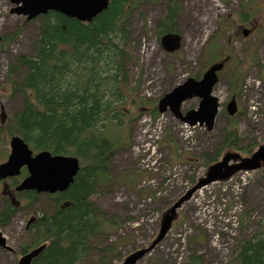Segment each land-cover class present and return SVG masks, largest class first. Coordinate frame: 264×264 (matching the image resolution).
I'll return each mask as SVG.
<instances>
[{
    "label": "rangeland",
    "instance_id": "374dc122",
    "mask_svg": "<svg viewBox=\"0 0 264 264\" xmlns=\"http://www.w3.org/2000/svg\"><path fill=\"white\" fill-rule=\"evenodd\" d=\"M175 1L179 5L175 32L181 35L182 43L172 54L164 52L155 33L157 22L164 18V2L143 3L127 14V103L122 107L128 115L121 125L112 122L104 128L106 136L119 145L112 162L114 182L109 190L90 198L103 220L114 222V226L108 233L91 238L92 253L81 264H122L134 251L149 248L164 213L205 176L208 166L204 154L217 160L227 152L246 157L250 153H244L243 148L254 146V151L264 146V0H236L232 4L226 0ZM10 9L8 0H0V162L10 140L3 128L22 107V96L12 89L19 81V72L13 70L11 75L9 68L16 57L32 54L41 24L40 18L25 22L10 15ZM243 16L246 21L256 18L254 33L247 37L242 33ZM15 35L8 45L4 42ZM226 57L213 95L221 110L235 94L237 114L229 122L218 115L214 128L210 132L197 130L195 146L187 149L180 137V123L169 112L160 119L161 115L155 118L152 111L164 95ZM234 76L239 79L235 81ZM197 104V99L187 101L182 111ZM158 122L159 143L152 140ZM230 124L238 136L233 150L223 142L234 130ZM141 144H159L163 160L179 166V173L162 180L142 171L136 152ZM247 174L236 176L233 183H216L197 191L177 211L162 242L137 264H191L192 257L199 264H234L242 244L264 232V168ZM150 180L156 181V187ZM236 185L240 186L238 191ZM161 188L164 194L156 199L153 190ZM19 200L22 203L10 223L0 227L14 250L0 249V264H17L15 251L24 243L27 221L50 208L46 195H39L31 205Z\"/></svg>",
    "mask_w": 264,
    "mask_h": 264
},
{
    "label": "trees",
    "instance_id": "16d2710c",
    "mask_svg": "<svg viewBox=\"0 0 264 264\" xmlns=\"http://www.w3.org/2000/svg\"><path fill=\"white\" fill-rule=\"evenodd\" d=\"M158 1H164L166 9L156 24V35L175 32L179 15L175 0H112L90 24L49 12L39 17L32 54L16 57V65L9 68L11 75L13 70L19 72L12 89L22 96V107L3 130L10 137H22L36 150L75 156L81 163L69 188L48 196L50 208L24 232L20 254L46 244L33 264H81L92 253L91 238L114 226L103 220L90 198L109 190L114 182L112 162L119 145L107 138L104 128L112 122L121 125L128 114L122 107L127 103V14L143 3ZM15 37L4 42L8 45ZM152 115H158L156 109ZM229 126L234 130L223 142L233 150L238 136L234 124ZM253 147L242 150L249 154ZM203 156L208 167L217 161ZM24 197L31 205L38 196L29 192ZM18 209L6 202L0 210V226L10 223ZM107 252L115 257L112 249ZM191 264H199L198 259L192 257ZM234 264H264V232L242 244Z\"/></svg>",
    "mask_w": 264,
    "mask_h": 264
},
{
    "label": "water",
    "instance_id": "95a60500",
    "mask_svg": "<svg viewBox=\"0 0 264 264\" xmlns=\"http://www.w3.org/2000/svg\"><path fill=\"white\" fill-rule=\"evenodd\" d=\"M111 0H10L13 8L11 15L22 16L31 21L49 12L59 13L66 18L81 23H91L103 11H106ZM102 12V13H103ZM101 13V14H102ZM246 34V33H245ZM161 46L167 53H173L180 48L181 38L178 34H166L161 38ZM223 67L222 63L212 65L202 76L201 80L189 78L182 85L167 93L158 104V111L164 113L167 108L181 122L191 126L205 125L208 130L213 128L218 112V100L211 96L212 88L217 83V72ZM192 98H199L196 110H191L182 116L181 104ZM229 116L236 112L232 100L227 105ZM11 153L6 163L0 165V179L15 177L22 167H26L28 176L16 187V191H36L38 194L64 192L73 183L79 171L78 160L73 157L52 156L49 152H40L32 156V151L20 137L10 140ZM234 162V163H232ZM264 166V147H260L249 157L242 158L236 153H226L222 159L211 165L202 178L186 195L181 197L162 218L159 234L148 249L140 250L128 256L123 264H136L158 243L162 241L176 218L177 210L188 201L193 193L217 181H225L240 171H255ZM32 220H30L31 222ZM29 222V223H30ZM0 247L5 246V239L0 232ZM45 248L42 245L21 257L19 264H31Z\"/></svg>",
    "mask_w": 264,
    "mask_h": 264
},
{
    "label": "built area",
    "instance_id": "2783aa9c",
    "mask_svg": "<svg viewBox=\"0 0 264 264\" xmlns=\"http://www.w3.org/2000/svg\"><path fill=\"white\" fill-rule=\"evenodd\" d=\"M158 128H161V126L159 124H157ZM159 130V129H158ZM181 136L183 138V141L185 144L188 145H193L194 141H193V137H194V131L193 128L187 126V125H183L181 126ZM152 140H156V137L153 138ZM144 147V150L142 151L143 154H145V158L142 160V165L145 167H149L151 166L152 168H156L159 164V158L156 157V149L154 145H149V144H145L142 146V148ZM152 160V161H151ZM164 169V168H163ZM179 172L178 169H173L172 173H170L168 170L166 172V174H174L173 177H175L177 175V173ZM236 191H238V187H236Z\"/></svg>",
    "mask_w": 264,
    "mask_h": 264
},
{
    "label": "flooded vegetation",
    "instance_id": "af4514ba",
    "mask_svg": "<svg viewBox=\"0 0 264 264\" xmlns=\"http://www.w3.org/2000/svg\"><path fill=\"white\" fill-rule=\"evenodd\" d=\"M255 20L249 19L246 23L242 24L241 27H243L244 30H248L249 33L254 32V24ZM244 33V31L242 32ZM228 100V99H227ZM226 100V101H227ZM13 192L11 188V180L8 179L6 181H0V204L1 206H4L7 201H10L12 204H16L13 198Z\"/></svg>",
    "mask_w": 264,
    "mask_h": 264
},
{
    "label": "bare ground",
    "instance_id": "6f19581e",
    "mask_svg": "<svg viewBox=\"0 0 264 264\" xmlns=\"http://www.w3.org/2000/svg\"><path fill=\"white\" fill-rule=\"evenodd\" d=\"M102 12H103V11H102ZM102 12H101V13H102ZM101 13H100V14H101Z\"/></svg>",
    "mask_w": 264,
    "mask_h": 264
}]
</instances>
